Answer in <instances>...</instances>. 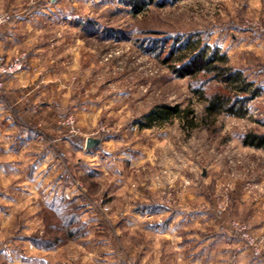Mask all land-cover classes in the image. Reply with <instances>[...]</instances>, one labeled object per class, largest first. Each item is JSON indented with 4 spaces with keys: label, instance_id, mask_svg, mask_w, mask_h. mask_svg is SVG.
<instances>
[{
    "label": "rangeland",
    "instance_id": "1",
    "mask_svg": "<svg viewBox=\"0 0 264 264\" xmlns=\"http://www.w3.org/2000/svg\"><path fill=\"white\" fill-rule=\"evenodd\" d=\"M136 1L0 0V25L33 27L34 61L0 57L20 60L17 73L30 69L24 124L35 120L40 135L26 143V174H0V210L7 191L24 199L0 236V264H194L211 260L194 252L211 241L234 250L218 253L219 264L241 261L242 251L264 261V148L243 143L247 132H264V0H147L140 13ZM191 33L220 47L263 92L247 117L142 127L157 104L202 117L195 89L218 88L203 75L178 76L160 58L172 38ZM89 137L100 144L87 148Z\"/></svg>",
    "mask_w": 264,
    "mask_h": 264
},
{
    "label": "trees",
    "instance_id": "2",
    "mask_svg": "<svg viewBox=\"0 0 264 264\" xmlns=\"http://www.w3.org/2000/svg\"><path fill=\"white\" fill-rule=\"evenodd\" d=\"M134 4V11L140 13L148 7L149 1L137 0ZM172 40L173 45L165 56V47L160 49L163 63L180 77L203 75L207 78L204 84L216 82L219 86L215 90L208 87L195 89V94L205 102L203 116L200 118L191 106L163 103L152 107L138 123L142 127H151L156 122L179 118L184 126L194 129L214 123L223 114L247 117L250 113V103L263 92L262 85L250 80L242 69L230 64L228 55L222 52L220 47L204 42L200 33L177 36ZM243 143L264 148V132H247L243 136ZM34 242L38 243L37 240Z\"/></svg>",
    "mask_w": 264,
    "mask_h": 264
},
{
    "label": "crops",
    "instance_id": "3",
    "mask_svg": "<svg viewBox=\"0 0 264 264\" xmlns=\"http://www.w3.org/2000/svg\"><path fill=\"white\" fill-rule=\"evenodd\" d=\"M24 28H25V32H23ZM32 29L33 27L32 28L28 27L26 23L19 22L18 20L14 22L2 23L0 25V53H4L8 57H12L15 55L16 56L26 55L29 60L28 62L34 61V59L36 58L33 55L34 47L30 45L32 44L31 41L33 39V34H34V33L31 34L30 32V30ZM29 41L30 43H28ZM31 78H32V73H30V69H25L21 73H17L15 75L9 76L5 82L6 98L5 100H0V156L2 157V161H0V174L9 175L7 178H10L12 175L16 173L17 175L26 174V167H27L25 160L26 143H29L31 141L35 142L36 139H38L40 136L39 134H37L39 129L36 128L35 120L32 124L31 123L28 124V126L24 124L27 122V119L25 117L26 115H24V111H23L25 109L24 95L26 88L24 87V84H27L28 81L31 80ZM33 110H35V113L33 112L35 118L36 116L38 117L39 115L36 114L38 109L36 110L34 107ZM7 111H11V112L14 111L15 116H12L13 114L11 113L9 114ZM20 118L22 119L23 123L20 121ZM38 156L36 159V154H34V160L32 161L33 174L31 177V180L34 182L29 185V187L32 188L33 190L31 196L34 197L32 200L34 207L36 206L35 181L37 180V176L40 173V167H41V163L39 161L40 155ZM24 182H25L24 180H22L21 182L20 180H18L17 182H14V184H16V187L18 189L20 187L25 188L26 185L21 184ZM10 184L11 183L4 184V186H6L5 188H8ZM4 196H7V199L6 198L1 199L2 202L6 204L5 207L3 206V208L0 210L1 237L6 235V233L8 235V232H10L12 227L11 225L13 224V221L15 219V215L18 212H20L19 211V209L21 208L20 205L24 204L23 203L24 199L22 194H21L22 199L20 198V190H18L16 196H10L9 191H7L6 194H4ZM11 199H14V201H12ZM262 222L264 224V220ZM20 241L23 242L25 246H27V249L34 250L35 252L38 250L36 247L32 246L28 241L25 240H20ZM230 248L231 246L219 247L216 242L214 243L213 241H211L210 245L199 246L198 249L194 251L197 253H207L211 255V257L213 256L211 260L209 261L204 260L205 262L203 261L201 262L197 260L193 263L219 264L217 260L218 253H222L223 251L227 254L229 252H234V250L231 251ZM157 249L158 247H155L151 251V254H157L158 256L159 252L157 251ZM23 252H26L25 249ZM37 252H40V250ZM147 253H150V251ZM242 253H243V257L237 254L238 258H240L241 261H238L236 263L226 260L225 263L223 264H264V261L255 260L252 257H250L249 253H246V255H244L245 252L242 251L240 254Z\"/></svg>",
    "mask_w": 264,
    "mask_h": 264
},
{
    "label": "built area",
    "instance_id": "4",
    "mask_svg": "<svg viewBox=\"0 0 264 264\" xmlns=\"http://www.w3.org/2000/svg\"><path fill=\"white\" fill-rule=\"evenodd\" d=\"M21 68L22 62L20 60L9 62L4 57H0V91L5 89L6 79L16 74Z\"/></svg>",
    "mask_w": 264,
    "mask_h": 264
},
{
    "label": "water",
    "instance_id": "5",
    "mask_svg": "<svg viewBox=\"0 0 264 264\" xmlns=\"http://www.w3.org/2000/svg\"><path fill=\"white\" fill-rule=\"evenodd\" d=\"M100 142H101V139L99 138L89 137L87 139V148L97 146L100 144Z\"/></svg>",
    "mask_w": 264,
    "mask_h": 264
}]
</instances>
